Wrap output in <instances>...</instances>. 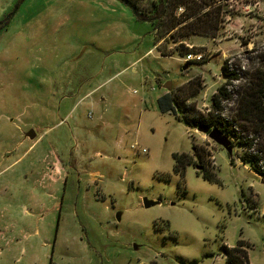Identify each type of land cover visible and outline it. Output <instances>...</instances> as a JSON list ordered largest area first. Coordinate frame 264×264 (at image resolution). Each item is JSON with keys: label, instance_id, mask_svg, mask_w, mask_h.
Returning a JSON list of instances; mask_svg holds the SVG:
<instances>
[{"label": "rangeland", "instance_id": "1", "mask_svg": "<svg viewBox=\"0 0 264 264\" xmlns=\"http://www.w3.org/2000/svg\"><path fill=\"white\" fill-rule=\"evenodd\" d=\"M131 1L146 13L153 0ZM215 1L214 39L162 30L157 49L154 25L119 0H0V264H227L222 246L238 241L264 264V176L237 142L255 152L264 133L235 117L264 79V0ZM224 63L239 79L214 111ZM167 83L181 105L232 125L230 155L160 114Z\"/></svg>", "mask_w": 264, "mask_h": 264}, {"label": "trees", "instance_id": "2", "mask_svg": "<svg viewBox=\"0 0 264 264\" xmlns=\"http://www.w3.org/2000/svg\"><path fill=\"white\" fill-rule=\"evenodd\" d=\"M130 2L136 9L138 18L150 21L154 25V36L158 44L164 38L162 30L170 31L175 29L178 34L170 36L171 42H178L181 39H187L189 36H203L214 39L220 31V19L219 15L222 12L221 3L215 0H153L150 5V10L146 13L138 11V8L134 2ZM218 3V4H217ZM179 7L184 8V13L175 17L174 12ZM181 23H185L184 26L179 27ZM181 33V34H180ZM160 45L157 46V49ZM159 54L162 57L169 55L166 50H160ZM190 63V62H189ZM221 73L226 77V81L218 88L217 95L211 98L212 110L221 111V102L231 100L232 96L225 89L226 85L232 81L238 80L236 73H230L227 71L226 63L221 66ZM197 90L199 85L193 86L192 80L189 82V88ZM184 89L182 88V91ZM188 95H194L192 89ZM177 96L172 93V90L167 91L164 95L157 98V106L160 114L171 113L178 121H182L190 129H197L201 125H207L210 127L215 124L219 127V130L226 134L228 138L237 139V133L235 129L228 122L218 117H208L200 115L197 111L191 107L187 108L181 105L177 101ZM236 120L251 128L252 133L263 134L264 133V79L259 82V86L255 91H245L240 94L237 100ZM213 127V128H217ZM218 129V128H217ZM240 147H245L246 152L241 156L240 161L242 164L247 165L249 170L256 174V176H264V170H261L260 166L264 168V147L255 152L250 151L253 149V140H245V142L237 141ZM194 150V149H193ZM261 153V154H260ZM180 156H173L175 165L173 168L174 173H178V167L182 164ZM201 174L207 181L217 182L212 176V173L204 168H201ZM178 189L180 184L177 185ZM244 242L238 241L234 247L222 246L221 253L223 254L227 264H250L247 251L244 249ZM248 248V247H247Z\"/></svg>", "mask_w": 264, "mask_h": 264}, {"label": "water", "instance_id": "3", "mask_svg": "<svg viewBox=\"0 0 264 264\" xmlns=\"http://www.w3.org/2000/svg\"><path fill=\"white\" fill-rule=\"evenodd\" d=\"M121 3H123L125 6H127V8L132 10V13L136 16H138L137 14V10L136 8L127 0H119ZM183 69H186V66H183ZM164 89L166 90H170V83H167L163 86ZM197 132L203 133L207 136V138L214 142L215 144L223 147V150L226 151L229 155L231 154V149L232 147V143L229 140V138L224 135V133H222L219 129L217 128H210L207 125H201L197 128ZM26 137L30 140H33L35 138V134L32 131H29V133L26 134ZM197 169L200 170V167H196ZM142 206L144 208H149L151 206H155L158 204V202H155L153 200H149L147 198H143L142 199Z\"/></svg>", "mask_w": 264, "mask_h": 264}, {"label": "built area", "instance_id": "4", "mask_svg": "<svg viewBox=\"0 0 264 264\" xmlns=\"http://www.w3.org/2000/svg\"><path fill=\"white\" fill-rule=\"evenodd\" d=\"M257 5V4H256ZM201 58H202V56L201 55H193V54H188L187 56H186V60L187 61H195V62H197V61H200L201 60ZM131 148L133 149V150H136V147H134V146H131ZM138 150V149H137ZM141 152L142 153H144L145 152V150L144 149H142L141 150Z\"/></svg>", "mask_w": 264, "mask_h": 264}, {"label": "crops", "instance_id": "5", "mask_svg": "<svg viewBox=\"0 0 264 264\" xmlns=\"http://www.w3.org/2000/svg\"><path fill=\"white\" fill-rule=\"evenodd\" d=\"M156 45H157V44H156ZM158 45H160V44L158 43ZM167 91H168V90H167ZM167 91H166V92H167ZM166 92H165V93H166ZM165 93H164V94H165ZM164 94H163V95H164ZM25 142H27V143L29 142V147H31V146L33 145V142H31V140L28 139V138L26 137V135H25V139H23L22 143H25ZM262 182L264 183V181H262ZM250 264H251V263H250Z\"/></svg>", "mask_w": 264, "mask_h": 264}]
</instances>
